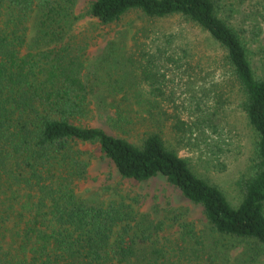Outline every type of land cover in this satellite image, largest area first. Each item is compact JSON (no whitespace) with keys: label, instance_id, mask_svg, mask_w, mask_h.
I'll use <instances>...</instances> for the list:
<instances>
[{"label":"trees","instance_id":"1","mask_svg":"<svg viewBox=\"0 0 264 264\" xmlns=\"http://www.w3.org/2000/svg\"><path fill=\"white\" fill-rule=\"evenodd\" d=\"M220 2L90 0L87 13L105 24L129 11L149 18L178 14L218 44L219 79L240 92L256 137L237 205L166 146L160 133L146 132L136 144L86 124L92 103L102 102L93 97L99 80L84 57L86 45L66 32L74 19L71 2L0 0V264H224L232 239L248 243L249 261L264 254V76L254 74L239 33L217 11ZM185 56L166 48L148 55L140 67L151 94L145 111L155 118L171 103L175 113L167 116L182 134L202 119L203 128H218L228 102L223 79L197 73ZM111 107L113 126L134 123L121 99ZM186 109L195 116L188 122L181 116ZM80 143L98 144L122 178L164 176L202 207L211 241L190 222L139 211L138 197L116 187H106L108 196L79 193L91 160Z\"/></svg>","mask_w":264,"mask_h":264},{"label":"rangeland","instance_id":"2","mask_svg":"<svg viewBox=\"0 0 264 264\" xmlns=\"http://www.w3.org/2000/svg\"><path fill=\"white\" fill-rule=\"evenodd\" d=\"M68 1L72 3L74 19L66 32L69 39L86 45L84 57L98 73L99 88L93 97L100 98L102 105L92 103L93 110L86 124L136 144L146 132L160 133L166 146L177 150L196 174L218 186L227 200L237 205L241 199L239 180L250 171L256 137L241 109L240 92L226 78L219 79L223 70V52L218 44L197 25L178 14L149 18L138 11H129L119 20L105 24L87 13L90 0ZM218 9L243 40L254 74L264 76V10L260 1L221 0ZM161 48L175 56L186 54L185 58L190 60L191 68L197 73L214 75L219 81L223 79L221 89H226L228 102L225 117L218 128H203L202 119L200 124L190 125V129L182 134L172 128L174 119L167 116L175 113L171 103L163 106V115L157 114L155 118L145 111L151 94L140 78V67L148 55ZM118 99L134 117V123L123 128L108 121L109 117H114L111 103ZM174 103L181 105L180 99ZM193 114L186 109L181 116L188 122L195 118ZM79 147L91 159L86 179L77 185L79 193L87 196L100 191L102 196H108L106 187H116L138 197L139 211L148 212L155 219L166 215L175 216L178 223L190 222L198 234L204 233L206 243L211 241L202 207L187 199L164 176L157 175L143 181L122 178L98 144L80 143ZM175 229L177 225L168 230ZM231 243L234 244L228 250L229 259L223 258L226 260L224 264H264L263 253L248 260V243L245 241L232 239ZM200 247L203 251L209 249L208 246Z\"/></svg>","mask_w":264,"mask_h":264}]
</instances>
